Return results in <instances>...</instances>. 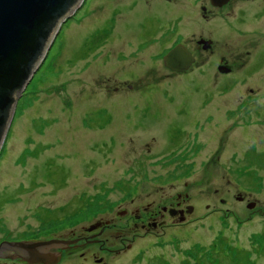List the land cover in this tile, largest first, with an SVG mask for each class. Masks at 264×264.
I'll return each mask as SVG.
<instances>
[{"label":"rangeland","instance_id":"rangeland-1","mask_svg":"<svg viewBox=\"0 0 264 264\" xmlns=\"http://www.w3.org/2000/svg\"><path fill=\"white\" fill-rule=\"evenodd\" d=\"M129 42H110V0L62 24L0 150V243L88 237L54 264H264V122L237 114L252 81L199 89L164 65L171 44ZM167 127L184 150L166 151ZM178 194L179 224L161 215Z\"/></svg>","mask_w":264,"mask_h":264},{"label":"flooded vegetation","instance_id":"flooded-vegetation-1","mask_svg":"<svg viewBox=\"0 0 264 264\" xmlns=\"http://www.w3.org/2000/svg\"><path fill=\"white\" fill-rule=\"evenodd\" d=\"M124 38H128L130 45H136L138 49L139 45L146 44H171L172 49L185 47L192 57L188 69L181 72L168 69L177 75L190 73L193 75L192 83L199 89H204V85L212 81L225 90L233 84L237 86L235 82L246 84L245 80L250 78L253 87H249L248 92L251 95L247 102H242L244 107H239L237 114L258 124L261 122L260 125L264 122V0H110V42ZM241 47H246L245 53L240 52ZM165 55H161L163 61ZM128 89L133 91V85H129ZM118 90L119 87L111 89L112 92ZM142 110L150 108L139 107L133 111L140 115ZM169 129H165L166 151L175 147L184 150L187 142L191 141L190 136L184 132L183 139L177 140L180 136L174 133L173 138L168 133ZM192 142H195L193 147L191 145L194 151L202 140L192 139ZM250 150L264 151V148L254 146ZM170 186L176 187L174 184ZM178 197L176 207L164 206L161 214L177 218V224L185 221L188 207L182 206L184 199L181 194ZM239 199L243 200L244 196ZM157 215L152 213L153 226L158 224ZM110 225V221L103 223L99 220L89 229L99 227L103 231ZM85 238L89 241L86 236L77 239ZM5 255H13L27 264L30 261L28 253L22 250L6 252Z\"/></svg>","mask_w":264,"mask_h":264},{"label":"water","instance_id":"water-1","mask_svg":"<svg viewBox=\"0 0 264 264\" xmlns=\"http://www.w3.org/2000/svg\"><path fill=\"white\" fill-rule=\"evenodd\" d=\"M83 1L0 0V150L19 98L47 57L62 24ZM191 61L183 46L164 56V65L180 72L187 70ZM254 206L255 202L248 203L249 208ZM192 210V206L187 207L188 213ZM76 241L7 239L0 243V257H15L5 254L22 250L28 253L30 264H54L65 259V251Z\"/></svg>","mask_w":264,"mask_h":264}]
</instances>
